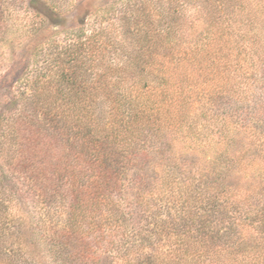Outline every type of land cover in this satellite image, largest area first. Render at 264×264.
Returning <instances> with one entry per match:
<instances>
[{"label":"trees","instance_id":"1","mask_svg":"<svg viewBox=\"0 0 264 264\" xmlns=\"http://www.w3.org/2000/svg\"><path fill=\"white\" fill-rule=\"evenodd\" d=\"M107 15L0 93V264H264V0Z\"/></svg>","mask_w":264,"mask_h":264},{"label":"rangeland","instance_id":"2","mask_svg":"<svg viewBox=\"0 0 264 264\" xmlns=\"http://www.w3.org/2000/svg\"><path fill=\"white\" fill-rule=\"evenodd\" d=\"M54 1L56 11L42 18L28 13L25 0H0L7 26L0 33V93L8 98L30 94L32 80L49 74L48 68L56 64L62 48L85 39L109 12L127 0ZM24 231L25 237L29 236V228ZM29 252L39 253L33 248Z\"/></svg>","mask_w":264,"mask_h":264}]
</instances>
